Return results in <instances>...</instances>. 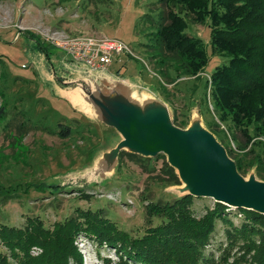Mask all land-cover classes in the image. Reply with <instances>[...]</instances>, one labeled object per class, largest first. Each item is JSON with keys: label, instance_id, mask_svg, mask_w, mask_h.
Listing matches in <instances>:
<instances>
[{"label": "rangeland", "instance_id": "374dc122", "mask_svg": "<svg viewBox=\"0 0 264 264\" xmlns=\"http://www.w3.org/2000/svg\"><path fill=\"white\" fill-rule=\"evenodd\" d=\"M160 11L165 13L167 8L157 0H0V105L4 107L0 115V225L22 228L27 218L35 217L52 231L77 216L78 210H89L113 221L130 236L140 237L146 228L164 221L158 216L148 220L146 206L171 203L182 195L175 189L182 183L178 176V183L171 181L165 155L145 158L147 161L123 155L112 173L104 177L89 171L100 154L120 140V135L114 128L78 112L67 100L68 92L61 82L66 70L65 50L54 39L90 35L122 40L131 53L115 58L106 70L153 91L175 110L179 120L188 117L189 123L199 107L207 127L214 115L209 90L207 105L200 103L205 93L203 80L183 75L164 83L170 102L158 89V82L165 79L156 74L143 44L149 42L145 33L152 29L151 19L144 16L153 18ZM185 18L188 34L199 37L207 48L209 63L200 75L208 77L226 58L211 54L207 21L195 22L190 14ZM26 31L46 47L49 59ZM119 65L126 68L125 74H117ZM174 66L169 73L175 77ZM61 125L70 129L69 136L60 135ZM219 139L235 147L221 133ZM251 175L261 180L255 170L243 176ZM213 206L212 198L195 197L191 210L199 217ZM225 212L234 225L243 222L244 214L237 208L229 207ZM226 228L223 221L216 220L204 256L218 260L225 247ZM73 243L82 264H123L126 259L114 247L99 244L84 233H78ZM241 245L239 242L229 249L228 262L244 255ZM0 251L8 264H20L6 247ZM41 253L42 247H30L31 257ZM246 258L250 260L251 256ZM67 264L76 263L70 259Z\"/></svg>", "mask_w": 264, "mask_h": 264}, {"label": "trees", "instance_id": "16d2710c", "mask_svg": "<svg viewBox=\"0 0 264 264\" xmlns=\"http://www.w3.org/2000/svg\"><path fill=\"white\" fill-rule=\"evenodd\" d=\"M157 1L166 5L167 11H160L153 18L144 16L151 19L152 29L145 33L149 42L143 46L156 66L155 73L165 79L158 82L160 93L170 102V93L164 83H172L183 75L203 80L205 93L200 103L207 105L206 92L209 90L213 105L214 119L208 129L225 147L240 174L254 169L264 180V0ZM186 14L192 15L195 22H208L211 54L226 58V62L216 65L208 77L200 75L209 63L207 48L199 37L188 34ZM26 32L49 59L46 47L36 36ZM173 64L175 77L169 73ZM0 112L2 116L3 105H0ZM172 112L174 124L179 127L188 124V117L179 120L174 109ZM59 131L62 137L71 132L64 125ZM219 133L229 138L235 147L224 145ZM123 155L138 161L148 158L121 151L118 159ZM166 168L171 181L178 183L174 169L168 163ZM194 198L185 194L171 203L147 204L148 220L158 216L164 221L146 228L140 237L130 236L98 212L78 210L74 218L81 221L71 217L52 231L35 217L27 218L22 228L2 224L0 248L6 247L20 264H67L70 259L82 264L73 241L78 233H84L93 236L99 244L114 247L126 258L123 264H242L243 261L264 264V214L237 208L244 214V219L241 224L234 225L226 217L225 209L229 207L214 201L212 209H206L203 215L196 217L191 210ZM216 220L228 226L219 261L204 256ZM239 242L244 255L230 263L229 249ZM33 245L42 247L39 256L29 255ZM247 255L251 256V261ZM0 264H8L2 251Z\"/></svg>", "mask_w": 264, "mask_h": 264}, {"label": "water", "instance_id": "95a60500", "mask_svg": "<svg viewBox=\"0 0 264 264\" xmlns=\"http://www.w3.org/2000/svg\"><path fill=\"white\" fill-rule=\"evenodd\" d=\"M64 59L61 82L70 92L67 100L72 107L120 135L89 171L102 177L111 174L121 151L143 157L161 153L182 183L175 188L180 194L210 197L228 207L264 214V180L252 175L245 178L238 172L225 147L202 123L199 107L189 123L179 127L169 105L150 89L93 69L66 53Z\"/></svg>", "mask_w": 264, "mask_h": 264}, {"label": "built area", "instance_id": "2783aa9c", "mask_svg": "<svg viewBox=\"0 0 264 264\" xmlns=\"http://www.w3.org/2000/svg\"><path fill=\"white\" fill-rule=\"evenodd\" d=\"M56 45L75 61L83 62L93 69H104L121 55L131 53L126 43L119 39L80 35L55 37Z\"/></svg>", "mask_w": 264, "mask_h": 264}, {"label": "crops", "instance_id": "0c3cea01", "mask_svg": "<svg viewBox=\"0 0 264 264\" xmlns=\"http://www.w3.org/2000/svg\"><path fill=\"white\" fill-rule=\"evenodd\" d=\"M118 69H121V70H119V72H118ZM116 70H117V74L119 73V75L121 74V75H123V74H125L124 72L126 71L127 72V70H126V68H123V67H121V65H119L118 66V68H116ZM107 71V70H106ZM109 74H111L110 72H108ZM118 77V76H117ZM121 77H123V76H121ZM120 77V78H121ZM131 82V81H130ZM134 83V82H133ZM67 92H68V97H69V95H70V92L67 90ZM68 99V98H67Z\"/></svg>", "mask_w": 264, "mask_h": 264}]
</instances>
